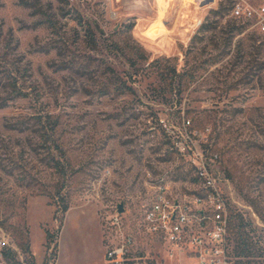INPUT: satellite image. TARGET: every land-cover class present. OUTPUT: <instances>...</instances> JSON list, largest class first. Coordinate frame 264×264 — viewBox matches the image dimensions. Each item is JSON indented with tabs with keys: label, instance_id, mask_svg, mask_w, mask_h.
I'll use <instances>...</instances> for the list:
<instances>
[{
	"label": "rangeland",
	"instance_id": "374dc122",
	"mask_svg": "<svg viewBox=\"0 0 264 264\" xmlns=\"http://www.w3.org/2000/svg\"><path fill=\"white\" fill-rule=\"evenodd\" d=\"M41 1L40 14L24 0H0V232L15 247L8 264L104 263L120 203L123 226L159 254L162 243L140 225L154 185L165 181L179 197L201 190L193 160L202 157L233 194L232 241L262 255L264 33L231 8L264 0H165L162 16L159 0ZM182 11L189 23L179 24ZM173 68L184 74L180 85L161 79ZM58 227L56 250L47 231Z\"/></svg>",
	"mask_w": 264,
	"mask_h": 264
},
{
	"label": "built area",
	"instance_id": "2783aa9c",
	"mask_svg": "<svg viewBox=\"0 0 264 264\" xmlns=\"http://www.w3.org/2000/svg\"><path fill=\"white\" fill-rule=\"evenodd\" d=\"M231 14L264 33V2L253 5L237 1ZM202 156V155H201ZM203 158V157H202ZM197 166L201 190L184 197L175 196L165 181L154 185L150 204L141 219V231L155 236L162 251L152 255L144 251L136 231L123 226L121 212H116L106 237L107 264H264L262 255H238L230 236V206L235 203L228 181L217 171L209 170L203 159ZM5 233L0 232V264H8L7 254L15 251ZM264 252V251H263ZM188 261V262H187Z\"/></svg>",
	"mask_w": 264,
	"mask_h": 264
},
{
	"label": "trees",
	"instance_id": "16d2710c",
	"mask_svg": "<svg viewBox=\"0 0 264 264\" xmlns=\"http://www.w3.org/2000/svg\"><path fill=\"white\" fill-rule=\"evenodd\" d=\"M60 3L62 4H66L68 3V0H58ZM24 3L27 5V6H30L34 9V12L36 13H42V1L41 0H24ZM71 12L70 9H68L67 11L64 12V14H69ZM49 26H53L54 23L52 21H49ZM84 29H85V34L86 36L88 37L89 40H91L92 42L96 43V39H95V33H94V30L93 28L91 27L90 24H87V23H84ZM174 71H172V73H170V71H160V76H161V79L162 80H165L167 79L168 77H170L171 79H174L176 77L179 78L178 80V84L180 85L182 83L181 79L183 77L184 74H179L176 69L173 68ZM17 92V91H16ZM17 94L19 95H27V93H24V91L22 90H18ZM47 124V123H46ZM51 124V123H50ZM56 123L54 122L53 124L50 125V128L51 129H55L56 127ZM49 129V128H48ZM45 142H48L49 141V137L45 138L44 140ZM57 148L60 149L61 151V157L64 156V153L62 152V149L60 148V146L57 144L56 145ZM58 164L60 165H65V163H63L62 161L59 162L58 161ZM62 168H64V166H62ZM63 172H65V170H63ZM68 209V205L67 204H64V206L62 207V211H66ZM59 209H56L55 213H57ZM60 227H58V230L57 232L55 233H52L50 231H47V244L49 245L51 242L54 241V248L57 250L58 248V240H55L56 238H58V234H59V231H60ZM23 250L26 251V252H29L30 250V244L28 241H25L23 244ZM236 245V248H235V252L238 254V255H251L252 253L250 252V249H248V246H246L245 244H243L241 247H239V245ZM10 252H14L13 250L10 249ZM58 251H56V255H57Z\"/></svg>",
	"mask_w": 264,
	"mask_h": 264
},
{
	"label": "crops",
	"instance_id": "0c3cea01",
	"mask_svg": "<svg viewBox=\"0 0 264 264\" xmlns=\"http://www.w3.org/2000/svg\"><path fill=\"white\" fill-rule=\"evenodd\" d=\"M182 12H183V14L180 16V19H178L179 24H182V23H184V22L189 23V21H188L189 16H185V15H184L185 12H184V11H182ZM177 28H183V32H182V34L179 36L180 38L188 37V35H187V31H186L187 29H186L185 26H180V25H178ZM169 29H171V28H169ZM169 29H168V30H169ZM151 30H152L151 27L146 28L145 31H144V34L146 35V37H148V38H152V39H153V38H155V37H153V36H154V33H153ZM150 32H152L153 35H151ZM54 264H56V262H55ZM99 264H107V262H106V260H104V263H99Z\"/></svg>",
	"mask_w": 264,
	"mask_h": 264
},
{
	"label": "bare ground",
	"instance_id": "6f19581e",
	"mask_svg": "<svg viewBox=\"0 0 264 264\" xmlns=\"http://www.w3.org/2000/svg\"><path fill=\"white\" fill-rule=\"evenodd\" d=\"M161 1V2H160ZM163 3H165V0H159V7H160V15L159 16H162L161 14H164L165 11H166V5H163ZM163 5V6H162ZM160 19V18H159Z\"/></svg>",
	"mask_w": 264,
	"mask_h": 264
},
{
	"label": "water",
	"instance_id": "95a60500",
	"mask_svg": "<svg viewBox=\"0 0 264 264\" xmlns=\"http://www.w3.org/2000/svg\"><path fill=\"white\" fill-rule=\"evenodd\" d=\"M124 210V207H123V205L120 203L119 205H118V212H122Z\"/></svg>",
	"mask_w": 264,
	"mask_h": 264
}]
</instances>
